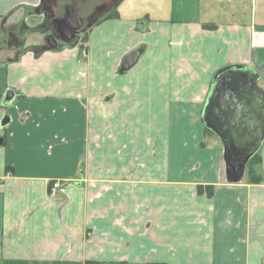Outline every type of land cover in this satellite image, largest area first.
<instances>
[{
	"label": "crops",
	"instance_id": "0c3cea01",
	"mask_svg": "<svg viewBox=\"0 0 264 264\" xmlns=\"http://www.w3.org/2000/svg\"><path fill=\"white\" fill-rule=\"evenodd\" d=\"M38 2L0 0V264H264V180L230 182L203 122L221 69L264 89V3L120 0L80 42L15 58L2 28L36 26Z\"/></svg>",
	"mask_w": 264,
	"mask_h": 264
},
{
	"label": "water",
	"instance_id": "95a60500",
	"mask_svg": "<svg viewBox=\"0 0 264 264\" xmlns=\"http://www.w3.org/2000/svg\"><path fill=\"white\" fill-rule=\"evenodd\" d=\"M145 48L142 44L130 51L121 62L119 72L133 68ZM215 78L217 81L204 108L203 122L223 142L228 180L239 182L264 142V89L258 86L257 74L240 66L221 69ZM17 96V92L8 89L2 102L11 104ZM11 120L10 115H4L1 126L7 127Z\"/></svg>",
	"mask_w": 264,
	"mask_h": 264
},
{
	"label": "flooded vegetation",
	"instance_id": "af4514ba",
	"mask_svg": "<svg viewBox=\"0 0 264 264\" xmlns=\"http://www.w3.org/2000/svg\"><path fill=\"white\" fill-rule=\"evenodd\" d=\"M120 0H39L34 12L42 18L37 25L13 24L2 28L18 58L32 50L37 53L74 45L83 40L94 25L116 12ZM35 35V42L27 44ZM73 36V37H71ZM71 37V38H70ZM4 47H0L2 51Z\"/></svg>",
	"mask_w": 264,
	"mask_h": 264
},
{
	"label": "trees",
	"instance_id": "16d2710c",
	"mask_svg": "<svg viewBox=\"0 0 264 264\" xmlns=\"http://www.w3.org/2000/svg\"><path fill=\"white\" fill-rule=\"evenodd\" d=\"M217 73H219V71L217 72ZM216 78H214V81H213V85H212V88H213V86H214V84L216 83ZM211 95V94H210ZM206 130L208 131V132H210L211 130L210 129H208L207 127H206ZM260 162V156H259V154L258 153H256L253 157H252V159L249 161V169H248V174H249V181H251V182H262L263 180H264V176H262V175H259V174H257L256 172H255V170H254V168H253V165L254 164H256V163H259ZM10 171H9V168L7 169V173H9ZM2 184V179H0V185ZM211 190H212V188H211ZM211 190H210V194H212L211 193ZM200 191H201V188H200Z\"/></svg>",
	"mask_w": 264,
	"mask_h": 264
},
{
	"label": "rangeland",
	"instance_id": "374dc122",
	"mask_svg": "<svg viewBox=\"0 0 264 264\" xmlns=\"http://www.w3.org/2000/svg\"><path fill=\"white\" fill-rule=\"evenodd\" d=\"M254 3H255V5H256V8L258 9V11H260L261 10V7L263 6V3H264V0H254ZM38 18L39 19H41V21H42V18H41V16L39 15L38 16ZM22 20H24V19H22ZM37 21H38V19H37ZM39 22H40V20H39ZM38 22V23H39ZM37 23V22H36ZM37 23V24H38ZM35 25V24H34ZM37 26H39V25H37ZM0 47H4V48H6V44L3 42V41H1L0 40ZM6 50V49H5ZM4 52V49L2 50V51H0V56L2 55V53ZM87 52H86V50L84 49V48H82V54L86 57V54ZM209 135H213V133H209ZM248 169H249V163H248V165H247V167H246V170H245V175H244V177L245 178H249V174H248Z\"/></svg>",
	"mask_w": 264,
	"mask_h": 264
},
{
	"label": "built area",
	"instance_id": "2783aa9c",
	"mask_svg": "<svg viewBox=\"0 0 264 264\" xmlns=\"http://www.w3.org/2000/svg\"><path fill=\"white\" fill-rule=\"evenodd\" d=\"M67 184L62 180H54L50 186L51 195H56L58 193L66 194Z\"/></svg>",
	"mask_w": 264,
	"mask_h": 264
}]
</instances>
